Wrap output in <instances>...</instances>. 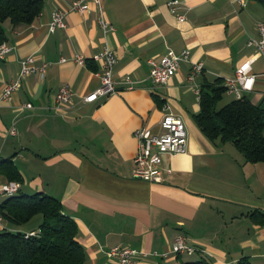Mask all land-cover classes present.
<instances>
[{"label":"crops","instance_id":"0c3cea01","mask_svg":"<svg viewBox=\"0 0 264 264\" xmlns=\"http://www.w3.org/2000/svg\"><path fill=\"white\" fill-rule=\"evenodd\" d=\"M73 1L43 0L32 24L3 23L11 49L0 61V92L26 57L47 64L43 76L29 74L9 99H0V162L9 159L17 168V194L42 193L60 202L77 225L84 264H116L105 253L114 246L167 253L149 255L141 264H182L201 256L209 264H236L242 256L264 264V163L247 162L231 142L209 139L195 121L200 89L232 76L243 63L255 75L243 96L254 104L264 98V57L247 45L259 38L256 23H264V4L180 0L185 20L178 22L164 0H99L114 28L104 35L93 0H86L88 13L70 10ZM57 9L65 12V28L50 33L47 24ZM104 47L116 56V92L84 103L82 97L99 86L100 65L92 57ZM183 50L189 59L168 83L151 85L150 61ZM193 62L202 63L203 71L189 80ZM62 86L72 96L59 105L54 96ZM234 99L225 93L217 108ZM166 113L183 120L187 150L163 156L162 166L171 171L163 182L135 179L134 132L160 134ZM7 182L0 174V187ZM40 223L3 227L31 232ZM178 235L198 251L171 253Z\"/></svg>","mask_w":264,"mask_h":264},{"label":"trees","instance_id":"16d2710c","mask_svg":"<svg viewBox=\"0 0 264 264\" xmlns=\"http://www.w3.org/2000/svg\"><path fill=\"white\" fill-rule=\"evenodd\" d=\"M264 4V0H259ZM43 8V0H0V42L4 41V21L13 26L32 24ZM226 93L222 79L205 84L199 91V112L195 121L211 140L231 142L247 162L264 163V98L257 104L247 96L234 99L221 108L218 102ZM0 174L9 181L21 182L11 162H0ZM4 222L18 228L40 216L34 235L15 229L0 230V264H84L85 251L77 241V225L63 214L60 202L53 196L36 193L5 196L0 201ZM182 264H209L203 257ZM236 264H251L242 256Z\"/></svg>","mask_w":264,"mask_h":264},{"label":"built area","instance_id":"2783aa9c","mask_svg":"<svg viewBox=\"0 0 264 264\" xmlns=\"http://www.w3.org/2000/svg\"><path fill=\"white\" fill-rule=\"evenodd\" d=\"M239 5H244L246 0H235ZM98 9L97 23L105 35L114 28L108 23L101 9L100 1L93 0ZM169 12L174 15L178 22L185 20V15L181 11L180 0H164ZM70 10H76L80 13H88L89 6L86 0H74L69 6ZM65 12L62 10H54L51 13V19L47 24L48 31L54 32L56 29L65 28L64 21ZM256 29L259 34L258 39H250L247 42L248 46L254 47L256 51L264 57V23L258 21ZM10 46L5 42H0V61L10 52ZM189 59V52L183 50L178 54L171 53L161 57L158 61H150L149 81L153 86L166 85L170 78L178 71L181 62ZM33 56H28L20 62V69L17 77L6 83L0 92V99L7 100L17 91L21 85L22 79L31 73L39 72L44 75L46 65L37 66ZM75 60L84 65L85 61L82 57L77 56ZM92 60L99 63V86L82 97V102L90 103L100 97H107L116 92V85L112 79L114 65L116 63L115 54L108 48L104 47L102 51L94 55ZM203 71V65L200 62H193L188 74V79L193 80L196 75ZM255 80V75L251 72L248 63H243L236 68L234 74L223 79V85L226 93L232 94L235 99L243 96L244 91L252 89ZM126 84L132 86L133 82L125 81ZM72 96L71 90L67 86L59 88L54 96L55 102L59 105L70 101ZM25 107H31L30 103H26ZM159 127L162 130L160 134H151L149 131L142 128L134 132L137 145L136 152L133 157L132 177L149 183H161L164 181V175L171 171L162 166L164 155H179L184 154L187 150V130L183 120L172 113L164 114L159 122ZM15 130H11L14 134ZM19 191V183L9 181L0 187V193L5 196H12ZM4 220L0 215V226L3 228ZM35 232H25V237L34 235ZM198 251L192 245H189L183 236L174 237L171 243V253L175 255L187 254L192 255ZM108 258H116V264H141V259L151 256H166L167 253L158 254L157 252H146L142 249L132 247L114 246L105 251Z\"/></svg>","mask_w":264,"mask_h":264},{"label":"rangeland","instance_id":"374dc122","mask_svg":"<svg viewBox=\"0 0 264 264\" xmlns=\"http://www.w3.org/2000/svg\"><path fill=\"white\" fill-rule=\"evenodd\" d=\"M2 197H0V199H1ZM38 219H41L40 218V216H35L34 218H32L31 220H30V222L28 223V224H32V223H34V221H37ZM38 226V225H37Z\"/></svg>","mask_w":264,"mask_h":264}]
</instances>
